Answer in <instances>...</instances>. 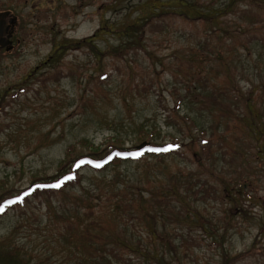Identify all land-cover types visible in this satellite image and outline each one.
I'll use <instances>...</instances> for the list:
<instances>
[{"label": "rangeland", "instance_id": "1", "mask_svg": "<svg viewBox=\"0 0 264 264\" xmlns=\"http://www.w3.org/2000/svg\"><path fill=\"white\" fill-rule=\"evenodd\" d=\"M183 1L218 16L219 23L199 19ZM9 4L32 18L19 23L13 50L0 49V198L56 176L72 147L99 155L143 142H173L177 148L169 155L116 161L104 171L85 168L80 182L62 193L10 208L0 217V264H109L115 259L106 249L121 224L113 214L116 202L139 199L170 222L166 215L176 200H153L169 197L170 187L186 193L185 202L210 220L204 228L196 220L189 224L197 244L184 264H264L258 252L231 260L264 248V23L250 26L237 15L240 9L264 14V0ZM180 10L189 17L178 15ZM149 17L153 26L143 27ZM246 27L256 29L259 39L230 40ZM60 43L66 47L60 60L49 62ZM58 69L60 76L54 75ZM196 74L205 76L208 93L234 85L238 93L221 97L220 107L208 106L207 98L202 105L193 96L201 86ZM188 79L192 95L186 93ZM249 113L256 119L247 125ZM151 225L148 217L128 220L129 238L150 247ZM141 261L139 256L117 264Z\"/></svg>", "mask_w": 264, "mask_h": 264}, {"label": "trees", "instance_id": "2", "mask_svg": "<svg viewBox=\"0 0 264 264\" xmlns=\"http://www.w3.org/2000/svg\"><path fill=\"white\" fill-rule=\"evenodd\" d=\"M183 4L189 6L191 10H195L198 14L196 15L199 19L205 20L207 18L210 23H219L218 16H210L206 15L204 12H201L196 9V4L189 3L188 1L182 2ZM175 13V12H174ZM176 14V13H175ZM178 15L189 17V13L185 10H180L178 12ZM238 18H242L244 20L249 19L250 21H246L247 23H252V25H258L259 26L264 23V14L261 13L259 10L258 12H253L249 9H240L237 12ZM141 21V19H140ZM154 18L149 17L145 22L142 24L143 27L146 25H152L154 23ZM142 22V21H141ZM261 23V24H260ZM98 30V33L100 30ZM127 30V29H126ZM239 31V32H238ZM235 35H232L230 40L235 41L240 36H242L243 40L250 43L254 39H259V35H257L256 29H249L245 28L244 30H238ZM98 33H96L98 35ZM122 33V31H121ZM94 34V36H97ZM135 36V35H134ZM131 35V37H134ZM136 37V36H135ZM82 43H86V41H82ZM65 43H60L52 53V55L49 58V62L57 63L61 57V52L66 48ZM68 47V45H67ZM223 55V54H222ZM225 59L230 60L229 57L224 56ZM235 59V58H234ZM63 71L61 69L55 70L54 75L60 76ZM101 75V74H100ZM193 75V74H191ZM196 81L200 83L198 94H193L194 97L197 98L199 102H202L207 105L206 101L210 102L208 106L211 105V107L218 106L220 107L221 102H223L221 97H227L230 98L229 95L231 94V91L234 93H238V88L233 89L230 91L227 88H222L218 92V88L213 92H207L206 91V84L207 80L205 79V76L202 74H196ZM194 85L191 82V79L185 80V86H186V93L188 95H192L191 90ZM197 89V88H196ZM234 99L236 101L240 100V96L233 95ZM207 98V99H206ZM206 99V101H205ZM225 107L227 110V106ZM186 118H189L185 116ZM184 117V118H185ZM256 119V116L252 113L248 114V117L246 118V124H250V121H254ZM259 132L261 133V140L264 142V129L259 128ZM148 135L153 136V133H148ZM209 141H206L204 146L207 148H204V150L209 151ZM177 146L173 142H170L168 144H158L156 142H151L147 144V146L139 149L138 147L135 149H124L121 147H114L112 150H107L106 153L103 155H99L96 153H78L75 151V148H69L66 152L65 158L60 163V172L54 176L53 178H49L46 180H39L32 185H30L28 188L23 189L18 194H9L8 196H4L0 198V217H2L5 213L8 212L10 208L15 207L16 205H24L26 201L30 197H40V196H47V197H54L59 193H62L66 188L69 186H73L75 184H78L81 180V172L85 168H91L96 171H104L107 166H109L112 163H115L116 161H128V160H137L140 159L143 155H152V156H162V155H169L174 150H176ZM241 156H245L241 153ZM244 181V179H242ZM246 181V180H245ZM245 184L248 186V183L245 182ZM56 185H59L58 187ZM245 185V186H246ZM207 186V185H206ZM206 189L204 187L202 190ZM211 189V187H209ZM180 189L177 187H170L168 189V195L169 197L165 196H159L157 197L154 195L153 200L158 205L165 203V204H172V201L176 200L177 204L173 205V208H169L170 214L166 215L167 219H170L169 221H165L163 219L164 214H159L155 207H152V209L147 210L144 209L141 205V201L139 199H135L134 203L125 202L124 200H121L119 202H116L115 208H114V217L120 220V226H116L113 230H115L114 235L112 236V246L107 248L109 254L112 255V257L115 259V261L108 260L109 264H117L118 262H125L128 260H133L134 258H139L143 261H141L142 264L144 262L152 263V264H184V259L188 257V251L191 249L193 245L197 244V239L192 234L191 226L194 225V220L196 222H199V225L201 228H204L206 224L210 223V220L207 219L204 215H201L197 213L193 208L190 207L188 203L185 202L184 198L186 193L180 192ZM187 190L190 191V187H187ZM212 190H216L213 188ZM199 191H195L194 194H199ZM178 198V199H175ZM138 201V202H137ZM183 201L185 204H183ZM116 213V214H115ZM87 214H94V210ZM161 215V217L158 216ZM195 214V216H194ZM125 215V216H124ZM128 215L127 219L126 216ZM150 218V221L153 220V225H151L150 230L152 231V242L150 247L144 245L142 243L141 239L135 240V237L133 235L128 234V220L136 219L137 221L143 220V218ZM160 218V219H159ZM161 218L163 219V224L161 227L164 229L160 230L159 223L161 221ZM160 220V221H159ZM119 222V221H118ZM176 224L174 231L170 232L167 229V224ZM178 223V224H177ZM187 223V227L181 226V224ZM93 225H99L98 222L92 221ZM135 225V224H134ZM214 229V227H212ZM207 230V229H206ZM89 231V229H88ZM209 233V231H207ZM88 233H86L87 235ZM85 235V236H86ZM90 235H88L87 239ZM155 238V239H153ZM134 241V242H133ZM158 241V242H157ZM221 242H219V245ZM84 246V243L82 244V247ZM255 252L260 253L261 255L264 253V248L260 247L257 249V247H253L251 250L244 252L240 255L235 256L231 260H238L245 258L247 256H250V254H253ZM15 255V252L12 253L10 258ZM227 256H225L226 258ZM14 261L17 263L19 260L14 259Z\"/></svg>", "mask_w": 264, "mask_h": 264}, {"label": "flooded vegetation", "instance_id": "3", "mask_svg": "<svg viewBox=\"0 0 264 264\" xmlns=\"http://www.w3.org/2000/svg\"><path fill=\"white\" fill-rule=\"evenodd\" d=\"M13 1H17V0H0V13H8L5 17V23L8 27V32L7 34L12 31L13 29V34L11 36V40L13 43V49L15 48L16 42H19L20 39L16 38L17 35V31L18 30V25L19 23H29L30 19L32 18L30 15L25 17L23 15H21L19 13V10H17L16 6L10 5V3H12ZM30 0H21V2H24L26 4L29 3ZM33 1V0H32ZM11 23H14V25H12ZM1 50H5L8 51L6 48H0ZM12 49V50H13ZM11 51V50H9Z\"/></svg>", "mask_w": 264, "mask_h": 264}, {"label": "water", "instance_id": "4", "mask_svg": "<svg viewBox=\"0 0 264 264\" xmlns=\"http://www.w3.org/2000/svg\"><path fill=\"white\" fill-rule=\"evenodd\" d=\"M8 13H0V48H6L8 51L13 48L12 40L10 39L13 34V29L8 34V27L5 23V17ZM14 25V23H11ZM148 144V142H143L138 148H142Z\"/></svg>", "mask_w": 264, "mask_h": 264}, {"label": "snow or ice", "instance_id": "5", "mask_svg": "<svg viewBox=\"0 0 264 264\" xmlns=\"http://www.w3.org/2000/svg\"><path fill=\"white\" fill-rule=\"evenodd\" d=\"M57 187L59 186V185H56Z\"/></svg>", "mask_w": 264, "mask_h": 264}]
</instances>
